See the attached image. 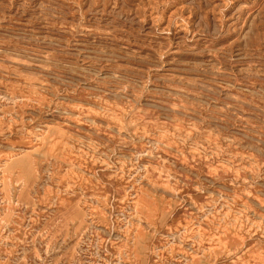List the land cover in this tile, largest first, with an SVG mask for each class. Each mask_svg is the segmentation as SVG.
<instances>
[{"label":"rangeland","instance_id":"rangeland-1","mask_svg":"<svg viewBox=\"0 0 264 264\" xmlns=\"http://www.w3.org/2000/svg\"><path fill=\"white\" fill-rule=\"evenodd\" d=\"M0 264H264V0H0Z\"/></svg>","mask_w":264,"mask_h":264}]
</instances>
